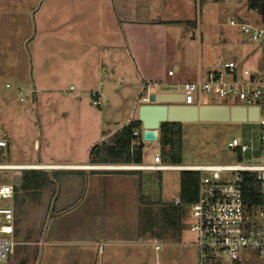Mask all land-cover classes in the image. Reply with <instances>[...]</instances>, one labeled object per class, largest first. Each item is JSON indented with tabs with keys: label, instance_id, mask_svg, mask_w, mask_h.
Returning <instances> with one entry per match:
<instances>
[{
	"label": "crops",
	"instance_id": "crops-1",
	"mask_svg": "<svg viewBox=\"0 0 264 264\" xmlns=\"http://www.w3.org/2000/svg\"><path fill=\"white\" fill-rule=\"evenodd\" d=\"M248 9L253 11L249 4ZM196 20L193 0H0V109L18 115L35 106L60 109L64 131L60 162L0 163L64 166L43 171L58 173L62 181L43 190L41 233L33 238L27 225H19V231L16 216L17 246L33 241L39 248L15 249L7 264H159L160 242L139 233L136 175L72 167L93 165L92 147L138 120L140 106L147 103L141 102L143 93L175 91L169 85L202 79ZM171 64L184 80H175L176 72L169 75ZM98 90L103 94L100 108L106 106L101 113L91 107V93ZM100 119L112 129L99 134ZM74 128H80L86 141L70 140ZM0 140L10 150L8 140ZM26 170H13L20 179L16 188L23 193ZM75 177L82 183L70 180ZM15 192L16 215L17 206L28 204L29 198L19 203Z\"/></svg>",
	"mask_w": 264,
	"mask_h": 264
},
{
	"label": "rangeland",
	"instance_id": "rangeland-1",
	"mask_svg": "<svg viewBox=\"0 0 264 264\" xmlns=\"http://www.w3.org/2000/svg\"><path fill=\"white\" fill-rule=\"evenodd\" d=\"M193 1L196 5L197 20L196 29H194V31L199 46L198 59L201 64L202 79L206 78L208 71L220 70L230 61H236L242 68H247L252 71L257 70L261 62L264 61V54L261 47L258 44L252 43L240 32L238 27L231 25L232 20L238 23L245 22L254 24L257 22L255 24H258V15L255 11L251 12L248 9V0ZM247 14H251L253 16L252 19L246 18ZM167 68L168 67H166L164 71L166 77ZM170 69L173 74L176 72V77H174L175 80H184L183 76L179 75L180 69L172 64ZM185 76L187 77L188 75L185 74ZM169 87L175 91L184 90V85H181V83L169 85ZM136 94L137 89H133V100L136 98ZM145 96V93H143L140 98L141 102ZM197 96L196 94V97ZM1 103L2 101L0 100V104ZM197 103L201 105L230 106L244 104L235 98L221 99L216 96H202ZM91 107L98 113L106 109V106L96 108L92 103ZM37 108L35 106L25 111H19V115L17 112L13 113L12 109L2 111L0 109V139L3 138L8 140L10 144V150L6 148L0 153V163L3 160L4 162L10 163H38L40 160L43 162H60L62 160L61 139L64 134L61 123L62 113L60 109L50 108L44 111V109ZM105 120H108L106 116ZM104 122L100 119L99 134L106 131L108 132V130H111L113 127L112 125L105 126ZM252 127L255 131L253 134L250 132ZM252 127L246 123L239 122L182 123L184 138L183 164L189 166L238 164L240 162L239 157L237 153L230 149L229 144L233 139H239L241 142H244L248 138L253 137L257 140L259 138L260 128L257 125H253ZM78 129L80 132V128H74L70 132V140L73 141V143L79 144L80 139L86 141L87 138L83 137L84 135L82 136V134L80 136L78 134ZM83 133H85V130H83ZM12 134H14V137L11 139L10 135ZM36 141H38L37 147H35ZM158 145L159 142L148 143L146 145L143 164L150 163L155 152L160 153ZM262 161H264V159H262ZM40 171L47 170L44 169ZM135 175L139 188L141 185L142 194L144 197L149 198V200L156 203H173L179 199L180 172H141ZM52 176L54 184H60L62 181L60 177L56 176V174ZM70 180H73L75 183H82V180L77 177L71 178ZM223 180L232 182L234 181V177L231 175H224ZM3 184H12L16 189V186L20 185V179L15 176V171H0V185ZM43 190L37 191L36 193L29 192V194L19 190L17 191L20 198L19 203H23L25 202L24 199L29 198L28 204L17 206L16 216L18 218V230L19 225L22 229L27 225V232L29 235H32L33 238L39 235L43 228V208L45 205V203H43L45 193ZM106 199L108 202L113 201L112 196L108 194L106 195ZM1 204L3 207H10L11 201ZM191 221V210L189 207H184L182 241L179 243L159 241L161 246L159 264H198V249L193 245L195 236L190 232ZM116 227L119 228L120 226ZM73 246L81 247V245H75L74 243ZM151 247V253L155 256V247ZM38 248L39 245L35 244L33 241L31 244L18 245L16 247V249L33 251ZM25 261L24 264L28 263H25ZM259 263L260 259L254 250L249 249L240 253V263L238 264ZM154 264H156L155 261ZM217 264H232V262L227 256H224L221 262Z\"/></svg>",
	"mask_w": 264,
	"mask_h": 264
},
{
	"label": "built area",
	"instance_id": "built-area-1",
	"mask_svg": "<svg viewBox=\"0 0 264 264\" xmlns=\"http://www.w3.org/2000/svg\"><path fill=\"white\" fill-rule=\"evenodd\" d=\"M231 25L238 27L252 43L258 44L264 54V12L259 15L258 24L232 20ZM169 75H173V72H169ZM183 93L184 105H200L197 101L202 96H216L221 99L235 98L244 103L240 106L258 108V121L245 123L260 128L259 138L256 140L250 137L244 142L233 139L229 144L230 149L239 157L238 164L173 165L164 163L161 154L155 152L148 164L131 162L72 168L112 172L199 173L201 181L198 198L194 204L188 206L192 219L190 232L195 236L193 245L198 249V264H217L224 256H227L232 264H238L240 253L249 249L257 253L259 264H264V61L253 71L242 68L236 61H230L220 70L208 71L205 79L185 84ZM91 98L94 107L100 108L103 105L101 91L92 92ZM148 99L149 94L142 101L148 102ZM250 132H255L253 127ZM134 135L139 136L140 132L136 130ZM7 146L6 141L0 140V151ZM17 168L44 170L64 167H15L0 164V171H13ZM224 175L233 176L234 181L223 180ZM246 175L254 177V182L258 183L260 189L258 197L251 200L245 195ZM14 196L15 188L12 184L0 185V263L9 262L17 247ZM9 201L10 207L2 206L1 203ZM175 204L179 205L180 199ZM156 250L159 251L160 246H157Z\"/></svg>",
	"mask_w": 264,
	"mask_h": 264
},
{
	"label": "trees",
	"instance_id": "trees-1",
	"mask_svg": "<svg viewBox=\"0 0 264 264\" xmlns=\"http://www.w3.org/2000/svg\"><path fill=\"white\" fill-rule=\"evenodd\" d=\"M264 0H248L249 8L258 11ZM142 124L138 120L131 121L106 141L96 144L90 152L91 164H122L135 162L143 163L145 142L141 134ZM138 130L139 136L134 132ZM183 129L182 123H163L160 127L158 148L164 163L173 165L183 164ZM134 142L136 144H134ZM140 174L141 172H130ZM58 173H56V176ZM53 176L47 172L26 170L23 172L21 190L29 194L43 190L51 184ZM245 195L254 199L259 195L258 183L251 175L245 176ZM201 175L196 172H180V204L153 202L140 192L139 233L142 237L153 240L179 243L183 237V208L194 204L198 198V188ZM141 183V182H140ZM15 191H18L16 188ZM260 199V198H259ZM258 201V198H257ZM260 201V200H259Z\"/></svg>",
	"mask_w": 264,
	"mask_h": 264
},
{
	"label": "water",
	"instance_id": "water-1",
	"mask_svg": "<svg viewBox=\"0 0 264 264\" xmlns=\"http://www.w3.org/2000/svg\"><path fill=\"white\" fill-rule=\"evenodd\" d=\"M264 12V3L258 14ZM185 95L181 91H155L149 93L148 102L139 108L138 121L143 128V141L157 143L163 123L194 122H257L258 108L234 105H184Z\"/></svg>",
	"mask_w": 264,
	"mask_h": 264
}]
</instances>
